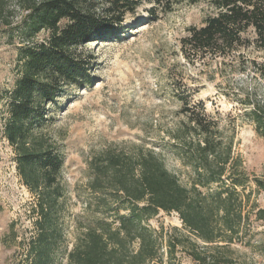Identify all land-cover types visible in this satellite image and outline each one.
Here are the masks:
<instances>
[{"label":"rangeland","instance_id":"374dc122","mask_svg":"<svg viewBox=\"0 0 264 264\" xmlns=\"http://www.w3.org/2000/svg\"><path fill=\"white\" fill-rule=\"evenodd\" d=\"M0 2V264H25L28 243L36 235L37 198L19 175L16 152L4 127L9 118L8 93L19 77V49L26 45L20 26L28 10L24 0ZM83 7L103 17L107 5L85 0ZM214 14L212 0H171L162 5L145 1L125 14L117 36L77 49L91 60L90 81L67 87L48 106L49 120L37 131L63 157L55 264H67V254L82 231L94 220L108 218L96 212L98 197L88 187L92 159L104 152L132 155L155 150L168 170L182 184L188 183L192 170L175 150L190 136L186 132L190 112L185 107L206 117L224 144L231 143L234 156L241 159L252 180L246 189V194L251 191L247 210L254 203L264 210V190L254 182H264V138L247 115L255 105L264 107V52L251 46L227 58L208 55L189 61L182 49L188 30L201 27ZM48 36L42 31L35 42L43 43ZM256 213L251 215V233L245 238L249 246L231 247L232 264H264V218L257 219ZM149 225L157 231L163 228L166 238L185 235L195 240L176 213L161 212ZM164 264H170L167 254ZM171 264L198 263L179 247Z\"/></svg>","mask_w":264,"mask_h":264},{"label":"trees","instance_id":"16d2710c","mask_svg":"<svg viewBox=\"0 0 264 264\" xmlns=\"http://www.w3.org/2000/svg\"><path fill=\"white\" fill-rule=\"evenodd\" d=\"M24 1L28 14L20 35L26 45L19 49V77L8 93L4 134L15 149L23 183L37 198L36 235L28 243L25 264H55L63 157L37 131L49 120L48 106L67 87L90 81L91 60L77 52L79 47L117 36L125 14L145 1L162 5L171 0H99L107 5L103 17L84 9L85 0ZM212 5L216 14L201 27H191L182 39L189 61L208 55L227 58L251 46L264 52V0H212ZM42 31L49 33L47 41L36 43ZM261 75L264 78V70ZM184 109L190 112L186 132L192 137L175 150L192 170L188 183L182 184L155 150L104 152L92 159L88 187L98 197L96 212L108 218H98L82 231L67 264H164V254L171 264L179 247L198 264H232L231 247L249 246L245 238L251 233V215L257 210L256 218H264L255 203L247 210L251 177L219 130L206 117ZM247 115L264 138V107L255 105ZM254 182L264 190L263 181ZM161 212L176 213L195 240L185 235L166 238L163 228H152L149 222Z\"/></svg>","mask_w":264,"mask_h":264}]
</instances>
